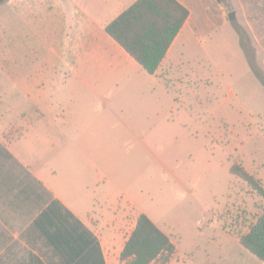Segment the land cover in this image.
Here are the masks:
<instances>
[{"label":"rangeland","instance_id":"1","mask_svg":"<svg viewBox=\"0 0 264 264\" xmlns=\"http://www.w3.org/2000/svg\"><path fill=\"white\" fill-rule=\"evenodd\" d=\"M33 6L22 0L0 6V95L15 99L13 86L28 74L37 82L43 64L48 77L60 80L55 91L63 106L106 124L108 174L123 176V186L168 233L176 248L168 264H261L239 237L262 214L264 201L229 169L243 167L264 189V91L252 87L254 99L241 98L244 74L234 43L197 53L196 40L190 41L189 72L170 77L174 100L166 99L145 73L119 65L111 53L83 59L84 78L74 77L72 68L85 53H74L70 27ZM248 55L261 70L258 54Z\"/></svg>","mask_w":264,"mask_h":264},{"label":"crops","instance_id":"2","mask_svg":"<svg viewBox=\"0 0 264 264\" xmlns=\"http://www.w3.org/2000/svg\"><path fill=\"white\" fill-rule=\"evenodd\" d=\"M135 1L22 0L51 10L45 18L70 27L74 53H85L71 71L81 80L80 63L93 53H111L119 65L145 73L104 30ZM176 1L189 15L156 73H145L152 89L174 100L168 80L189 72L190 41L196 40L197 53H215L231 40L242 61L241 98L252 101V87L264 91L245 55L257 53L264 73V0ZM48 73L41 64L37 82L28 74L13 86L15 99L0 95V264H126L120 253L139 214L169 235L123 186V176L110 178L106 124L72 114L55 91L60 80Z\"/></svg>","mask_w":264,"mask_h":264},{"label":"trees","instance_id":"3","mask_svg":"<svg viewBox=\"0 0 264 264\" xmlns=\"http://www.w3.org/2000/svg\"><path fill=\"white\" fill-rule=\"evenodd\" d=\"M7 0H0V6ZM189 15L176 0H136L129 8L105 26L112 38L148 75H154L167 51ZM242 45L244 39L240 38ZM255 77L264 86V73L249 60ZM229 172L246 182L264 201V189L243 167L232 165ZM240 245L264 261V208L246 234L239 237ZM176 248L145 214H139L123 249L120 260L126 264H168Z\"/></svg>","mask_w":264,"mask_h":264}]
</instances>
